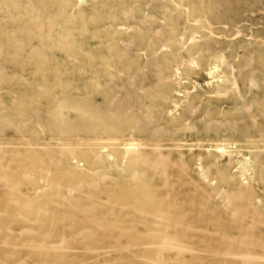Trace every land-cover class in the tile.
<instances>
[{
	"label": "rangeland",
	"instance_id": "1",
	"mask_svg": "<svg viewBox=\"0 0 264 264\" xmlns=\"http://www.w3.org/2000/svg\"><path fill=\"white\" fill-rule=\"evenodd\" d=\"M217 60L226 79L207 84ZM129 138L146 151L159 145L171 164L186 145L225 142L264 164V0H0V156L14 166L47 146L57 152L58 141L72 152ZM20 189L26 199L35 192ZM192 201L211 205L181 200ZM228 220L237 229L196 224L207 232L192 233L194 256L243 264L241 245L264 257V218Z\"/></svg>",
	"mask_w": 264,
	"mask_h": 264
},
{
	"label": "bare ground",
	"instance_id": "2",
	"mask_svg": "<svg viewBox=\"0 0 264 264\" xmlns=\"http://www.w3.org/2000/svg\"><path fill=\"white\" fill-rule=\"evenodd\" d=\"M218 61L207 70V84L226 79ZM110 142L90 140L71 152V144L58 141L57 152L47 146L42 156L29 155L14 166L11 155L0 156V264H222L194 256L192 233L207 232V224H196L207 219L215 232L226 233L237 229L228 219L264 218V198L257 194L264 191V164L249 147L245 155L236 143L186 145L178 164H171L159 145L146 151L134 139ZM211 149L217 154L200 161ZM39 181L45 184L40 190ZM22 184L34 195L24 198ZM189 197L211 205L181 202ZM228 206L234 208L229 217ZM100 245L113 249L100 252ZM239 248L243 264L264 259Z\"/></svg>",
	"mask_w": 264,
	"mask_h": 264
}]
</instances>
